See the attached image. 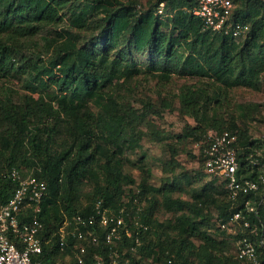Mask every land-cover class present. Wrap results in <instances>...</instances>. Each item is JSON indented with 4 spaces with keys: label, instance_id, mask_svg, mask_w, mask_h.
Here are the masks:
<instances>
[{
    "label": "trees",
    "instance_id": "1",
    "mask_svg": "<svg viewBox=\"0 0 264 264\" xmlns=\"http://www.w3.org/2000/svg\"><path fill=\"white\" fill-rule=\"evenodd\" d=\"M67 1L21 0L11 11L15 2L4 0L7 14L1 16L3 18L0 20V34L9 33L10 37L8 44L3 46L0 53V75L15 69V64L9 60V55L13 51L11 43L35 35L39 27L60 24L64 18L62 11ZM238 1L234 0L233 19L249 24L248 21L256 17L257 8L248 3L245 10H238L236 8ZM250 1L264 4V0ZM131 3H124L121 0H85L79 12L75 14L73 24L78 28L100 25L95 42L89 47L80 46L72 34L58 33L56 39L47 42L45 48L48 56L45 58L44 53L37 54L38 57L32 62V70L38 75L34 81L42 74L47 75L51 84L57 88L54 96L57 99V106L53 104V100L45 96L37 99L25 96L24 99L16 100L7 92L4 97L0 95V111L8 125L7 134L12 135L9 169L4 173L0 170V202H7L17 188V183L8 177V171L12 168L22 170L15 162V156L22 145L29 146L33 160L25 161L29 165L40 167L41 172H37L39 168L34 169L36 174L48 182V193L43 200L40 218L45 225L46 235H52L53 239L50 246L45 248L46 259L50 261L61 260L62 264H74L72 257L69 261L66 257L67 254H72L75 238L69 236V246L64 252L61 251L59 229L63 227L65 221L73 224V218L77 215L88 216L97 201L101 200L115 213L123 208L126 211L139 209L140 204L137 201L139 198L132 196L127 201L121 200L120 183L123 178L118 166L113 165L111 160V154L113 155L115 150L103 149L102 144V137L105 140L118 141L124 136L127 121L113 91L106 89L113 88L116 80L124 75L130 76L135 71L134 65L123 62L120 58H113L111 55L114 48L113 38L128 33L134 38L133 43L138 49H149L153 53L166 56L171 63L170 67H175L176 71H186L228 87L257 85L259 75L264 71V45H260L257 29L263 21L262 18L252 25L254 28L248 35L251 36L246 44L247 50L237 53L235 50L237 46H232L235 40L232 36L205 30L201 19L188 11L197 5L198 0H157L153 8L145 12H138ZM162 3L166 12L172 11L170 14L173 17V24L170 33L161 31L163 22L155 14ZM183 5L188 7L183 10L177 9ZM10 13L16 17L11 18ZM16 19L17 25L14 23ZM177 97L181 104V114L197 122L196 127L189 129V134L200 140L205 131L211 128L236 133L239 137L243 166H246L247 157L261 148L262 144L259 141L247 140L244 132L238 133L230 127H223L217 119L209 122V110L215 106L211 104L212 96L206 94L202 88L186 87ZM89 98L99 100L101 106L102 102H106L103 104V112L96 118L94 115L86 117L84 113ZM219 103V99H216L214 103L216 108L219 107ZM64 120H69L73 124V131L70 134L73 139L63 144L61 149L55 150L52 144L59 135L60 125ZM117 148H120L119 145ZM100 152L106 154L108 158L107 162L99 167L108 173L106 185L105 187L98 185L94 196L89 198L87 203L76 204L74 196L76 184L92 165L97 163L96 158ZM200 161L202 162L201 158ZM215 193L224 197L225 202L217 201ZM165 202L168 210L190 209L193 216L183 214L179 218L178 230L182 239L175 248L170 249L171 252L168 250L169 253H164L166 260L162 264H241L238 260L218 256L219 252L226 250V241H217L203 230L205 223L209 221L208 217L203 215V208L208 202H218L220 212L216 223L227 218L230 212L227 190L223 184L216 179L211 180L204 190L194 194L191 203L171 198H167ZM153 211L152 203L139 209L140 222L148 226L147 230H140L143 242L137 259L139 264H143L141 252L151 257L159 250L167 251L162 242L152 239ZM259 217V219L254 217V222L260 226L261 221L264 223V206L259 212ZM72 224L68 226L69 230L74 228ZM159 225L165 227L163 223ZM200 236L205 243L204 250L200 248L196 250L191 239ZM134 240L125 237L124 244H134ZM229 240L233 242V239ZM189 251L191 255L196 252L198 258H189L187 253ZM156 259L160 260L159 257ZM145 264H153V260Z\"/></svg>",
    "mask_w": 264,
    "mask_h": 264
},
{
    "label": "rangeland",
    "instance_id": "2",
    "mask_svg": "<svg viewBox=\"0 0 264 264\" xmlns=\"http://www.w3.org/2000/svg\"><path fill=\"white\" fill-rule=\"evenodd\" d=\"M14 1L13 11L21 0ZM85 0H68L63 8V21L58 25L49 27H39L33 36H27L21 40L12 42L13 51L9 55L10 61L14 65V70L0 75V95L9 93L14 99H24L25 96H32L37 99L45 96L53 100L57 106L55 94L57 88L51 84L46 74L38 76L32 70V62L35 61L38 53H44L45 58L47 42L58 37V33L72 34L77 39L80 46H91L99 32L100 25L78 28L74 26L73 19L79 12ZM136 7L137 11H147L153 8L157 0H121ZM248 3L257 8L256 17L249 20V31L241 38L235 39L232 46H237L236 52L247 50V43L250 40L249 33H252L253 23L259 18L263 21L257 26L260 35V45H264V4L252 2L250 0H239L236 8L245 10ZM164 4V3H162ZM161 5V4H160ZM160 7V6H159ZM156 10L163 24L161 31L170 33L172 30V11ZM187 5L177 9L187 8ZM2 10V13H1ZM7 6L4 0H0V20L1 16H6ZM11 14L12 17H16ZM15 25L18 20H14ZM256 27V26H255ZM9 33L0 34V53L3 46L9 42ZM133 37L124 33L113 38L114 48L111 50L113 58L121 59L135 66V71L130 76L124 75L115 81V86L106 91H113L117 98L122 113L127 117L124 127V136L118 141L109 140L102 137L103 149L115 150L111 154L113 165L118 166L122 174L120 183L121 200L127 201L132 196L139 198V209L151 203L154 206L152 226V239L163 243L167 251H160L154 256H146L141 252L143 264L153 260V264H162L165 254L171 252L170 249L176 247L181 238L178 230L179 218L183 214L193 216L190 209L182 211L168 210L165 200L171 198L193 202L194 194L201 192L213 180L208 175L199 158L197 144L198 137L189 134V129L197 126V122L184 116L180 112L181 104L177 95L186 87L202 88L206 94L212 96L211 104L215 106L209 110L211 123L218 120L223 127L232 128L238 133H245L247 140H257L264 149V71L259 75L257 85L252 87L237 85L228 87L224 84L214 83L207 78H200L188 72H178L175 67H170L166 56L153 53L149 49H138L133 43ZM102 43V41H100ZM101 47V46H100ZM102 48V47H101ZM189 52V51H188ZM20 68V69H18ZM171 68V71H169ZM163 75H170L169 78ZM32 78V80H30ZM219 99V107L216 108L215 100ZM106 103V102H105ZM95 98H89L84 107L86 117L94 115L95 118L103 112V104ZM7 122L0 111V170L2 173L9 169V158L12 145V135L7 134ZM209 126L207 125L206 128ZM73 124L69 120H64L60 125L59 135L56 137L52 147L55 150L62 148L63 144L71 142L73 137ZM104 131V128H102ZM100 140V138H98ZM119 145V149L117 146ZM260 148V149H261ZM105 152V151H104ZM100 152L96 158V164L81 177L76 184L74 192L76 204H85L89 198L93 197L95 190L99 186L106 185L108 173L100 170V165L107 162L106 154ZM15 162L20 165L23 173H30L36 167L29 165L25 160L32 159V151L29 146L22 145L18 150ZM33 160V159H32ZM173 188V189H171ZM162 190L158 192L156 190ZM217 201H224V197L215 193ZM154 199V200H153ZM225 202V201H224ZM218 202H208L204 206L203 215L209 219L205 223L203 230L213 236L217 241L225 240L226 250L219 252L218 256H224L230 260H236L234 245L228 237L224 236L217 229L216 218L219 214ZM165 224L161 227L159 224ZM195 244V249L204 250L203 238H191ZM156 250V249H155ZM157 252V250H156ZM165 253V254H164ZM191 259L198 258L196 252L190 254ZM140 254V253H139ZM174 255V254H173ZM140 256V255H139ZM157 257L160 258L157 261Z\"/></svg>",
    "mask_w": 264,
    "mask_h": 264
},
{
    "label": "built area",
    "instance_id": "3",
    "mask_svg": "<svg viewBox=\"0 0 264 264\" xmlns=\"http://www.w3.org/2000/svg\"><path fill=\"white\" fill-rule=\"evenodd\" d=\"M163 8L161 4L159 11ZM188 11L201 19L205 30L234 39L249 31L247 24L233 19L234 0H198ZM197 146L206 173L227 190L230 212L217 221V229L233 239L241 264H264V223L254 222L264 206V149L250 154L243 166L238 135L214 128L205 131ZM35 171L27 175L18 168L8 171L17 188L7 202H0V264H62L45 256L53 241L40 218L48 182ZM71 224L65 221L59 229L61 251L69 246V236L75 238L67 261L72 257L74 264H139L140 230L148 229L140 222L139 209L115 213L99 200L88 216L74 217V228L69 230ZM125 237L134 238V244L125 245Z\"/></svg>",
    "mask_w": 264,
    "mask_h": 264
}]
</instances>
